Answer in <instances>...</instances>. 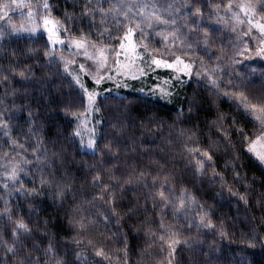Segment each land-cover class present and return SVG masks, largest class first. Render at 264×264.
Returning <instances> with one entry per match:
<instances>
[{
  "label": "trees",
  "instance_id": "16d2710c",
  "mask_svg": "<svg viewBox=\"0 0 264 264\" xmlns=\"http://www.w3.org/2000/svg\"><path fill=\"white\" fill-rule=\"evenodd\" d=\"M229 1L183 4L206 14ZM53 2L62 20L93 23L78 0ZM201 27L217 46L219 31ZM45 44L0 42V160L21 162L13 183L0 179V264H264V168L246 150L253 121L237 102L196 82L170 104L106 93L96 151L82 150L86 100ZM239 91L264 106V78Z\"/></svg>",
  "mask_w": 264,
  "mask_h": 264
},
{
  "label": "rangeland",
  "instance_id": "374dc122",
  "mask_svg": "<svg viewBox=\"0 0 264 264\" xmlns=\"http://www.w3.org/2000/svg\"><path fill=\"white\" fill-rule=\"evenodd\" d=\"M263 2L230 0L223 10L202 14L188 12L183 0H78L84 13L93 17V23L81 26L62 20L55 2L0 0V42L12 35L45 40L48 58L86 100L75 131L81 147L93 142L96 148L101 123L96 101L101 95L123 89L170 104L187 83L196 82L234 99L253 121L246 150L264 168L259 159L264 156V106L252 111L239 91L247 78H264V30L258 27L264 25L258 9ZM153 13L168 23L158 22ZM202 24L219 31L217 46H211ZM20 170L15 157L0 160L5 183H13Z\"/></svg>",
  "mask_w": 264,
  "mask_h": 264
},
{
  "label": "snow or ice",
  "instance_id": "6c2138e0",
  "mask_svg": "<svg viewBox=\"0 0 264 264\" xmlns=\"http://www.w3.org/2000/svg\"><path fill=\"white\" fill-rule=\"evenodd\" d=\"M44 6L47 7V4H45ZM153 16H154V18H155L158 22H160V23H168V21L164 20L162 17H160V16H156L155 13H153ZM135 26H136V27H139V24H137V25H135ZM258 27H260L262 30H264V25H258ZM131 32H132V29L130 28V29H129V34H131ZM78 46H82V45H78ZM100 52H101V55H102V54H103V50H100ZM90 58H91V57H90ZM154 62L157 63V64L160 63L159 61H154ZM21 75H23V73H21ZM98 82H99V81H98ZM92 99H93V97H92V95H90V96H89V102H90V104H91V102H92ZM244 106H245V109L248 110L249 106H248L246 103H245ZM255 109H256V106H255V105H252V106H251V110H252V111H255ZM261 111H264V108H261ZM257 119H259V117H257ZM84 148H86V149H88V150H91L92 152H95V151H96L93 142H89L86 146H82V150H83ZM250 150H251V149H250ZM204 155H207V153H205ZM207 159L210 161V160H211V156H208ZM259 159H261L262 161H264V156H260ZM199 167L202 168V167H203V164H200ZM99 180H100V178H99V177H96L94 183H98ZM33 194H38V193H33ZM160 196H161V198L163 199V198H164V193L161 192V193H160ZM241 199H245V198H244L243 196H241ZM245 203H247L246 200H245ZM200 220H201V224H204V217H201ZM205 226H208V225H205ZM15 228H16V229H19V230H23L24 233H28V232L30 231V229L28 228V226L25 225V224L22 223V222H21V223H17V224L15 225ZM13 235L15 236V235H16V232H14ZM49 250H51V248H49ZM9 251H13V249L10 248ZM97 255H98V256H99V255H103L102 251H98V252H97Z\"/></svg>",
  "mask_w": 264,
  "mask_h": 264
}]
</instances>
